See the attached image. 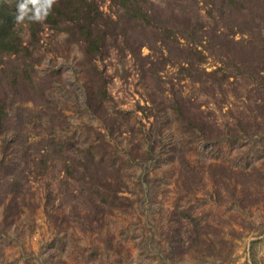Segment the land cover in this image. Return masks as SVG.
Returning a JSON list of instances; mask_svg holds the SVG:
<instances>
[{
  "label": "rangeland",
  "instance_id": "1",
  "mask_svg": "<svg viewBox=\"0 0 264 264\" xmlns=\"http://www.w3.org/2000/svg\"><path fill=\"white\" fill-rule=\"evenodd\" d=\"M92 1L115 22L88 87L64 29L42 22L34 40L17 22L18 52L0 54V178L24 202L8 218L0 205V264H264V0H139L134 22ZM151 27L172 30L170 50ZM85 171L111 182L109 212L82 209ZM194 228L204 241L163 261Z\"/></svg>",
  "mask_w": 264,
  "mask_h": 264
},
{
  "label": "trees",
  "instance_id": "2",
  "mask_svg": "<svg viewBox=\"0 0 264 264\" xmlns=\"http://www.w3.org/2000/svg\"><path fill=\"white\" fill-rule=\"evenodd\" d=\"M22 2L23 0H0V54L16 53L19 50L20 38L15 34L14 25L17 23V5ZM42 3L43 0H40V3L38 4L28 3V14L35 15L39 13L41 11ZM116 3L120 6L121 9H124L127 14L133 17V22L135 21V16L142 18L144 16V13L146 12L145 10H143V5L139 2V0H116ZM24 21L27 22L31 37L34 40L37 38L39 26L42 22L48 23L55 28L64 29L68 34L69 41H72L73 39L81 40L84 46L85 56V58L82 60V63L80 64L82 69L81 78L83 79V83L86 84L87 87L89 86V82L93 83V81L96 80V59H98L99 55H101V53L106 49V36L108 35V32L104 30L105 28H102L104 26L108 27L109 23H114L115 20L109 17L105 21L102 10L99 9L94 1L57 0V3L52 6L51 10L47 13L43 20L36 22L25 19ZM128 28H130V30H128ZM155 29L156 30L153 31V27H151L149 33L153 32L154 34L159 35V37L162 36L161 39L167 38V42H164L163 45H165V47L170 50V43L173 44L176 41L175 37H171L172 30L168 27ZM137 31V23L134 24V28L133 25L122 26V33L124 37L123 44L124 47H126L127 50L131 53V55L137 54L136 50L138 49V43H140V45L144 44V40L140 42V40L134 38V36L136 35H141V32L137 33ZM152 45H155V40H152ZM24 49H26V53H29V50L27 48ZM221 76L225 77L227 76V74L221 73ZM219 80H223V78ZM101 81L104 80L101 79ZM104 87L105 85L102 84L100 87L95 88L93 91L87 93V99L93 102H96V100L101 103L104 102V100L108 98V94ZM88 106L90 108H93L90 102L88 103ZM5 115L6 113L4 110V106L1 104L0 132L2 131V127L5 123ZM6 143L7 141H3V151L8 148ZM94 159L95 156L92 153V150L89 148L88 151H86V162L90 161V165V163ZM2 164H4V158L2 159ZM110 165L111 166L108 167H113V164ZM5 166L7 167L8 165ZM5 166H3V168ZM6 172L8 173L9 171ZM6 172L3 177L0 178V189L3 188V191L5 192L4 196H0V205L4 204V218H8L10 215L21 212V206L22 204H24L22 195L23 193L21 191V184L18 180V177H10L8 175L11 174H7ZM119 178L120 176H114L113 179L119 180ZM77 179H82V186L81 188H79V190L82 191L83 189H85L84 191H86L82 209H88L90 213H103L106 210H109V208H106L108 207L107 198L101 197L100 199H98V197L104 194L103 189L99 188V186L107 187L111 185V182H109L107 185L99 184L97 180V174L94 173L93 177H89L86 171L83 172V174ZM120 180L122 179L120 178ZM8 195L10 196V199H8L6 202ZM194 230L195 235L192 239L191 244H188L185 248V239H183L182 237L178 238V244L171 245L170 249L166 253V257L163 256V261H166V259H172L170 257L188 251L187 249L194 246L196 247L199 243H201L203 239L201 238L202 234L200 232V229L194 228ZM176 234L180 235L179 232H177ZM158 246L162 248L159 243Z\"/></svg>",
  "mask_w": 264,
  "mask_h": 264
},
{
  "label": "clouds",
  "instance_id": "3",
  "mask_svg": "<svg viewBox=\"0 0 264 264\" xmlns=\"http://www.w3.org/2000/svg\"><path fill=\"white\" fill-rule=\"evenodd\" d=\"M28 3L38 4L40 0H23L22 3L17 5L18 7V14L16 16L17 22H23L25 19L29 21H36L39 22L45 18L47 13L51 10L52 6L57 3V0H43L41 4V11L35 15L28 14Z\"/></svg>",
  "mask_w": 264,
  "mask_h": 264
}]
</instances>
